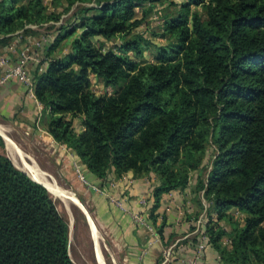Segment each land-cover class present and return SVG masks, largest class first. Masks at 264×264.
<instances>
[{
  "label": "trees",
  "instance_id": "obj_1",
  "mask_svg": "<svg viewBox=\"0 0 264 264\" xmlns=\"http://www.w3.org/2000/svg\"><path fill=\"white\" fill-rule=\"evenodd\" d=\"M166 1L0 0V43L50 24L33 77L53 139L103 181L154 175L157 204L210 167L194 188L208 203L207 247L223 264H264V0H182L155 45L136 31ZM93 80L113 92L99 95ZM0 150V264H74L54 198L14 166L1 136Z\"/></svg>",
  "mask_w": 264,
  "mask_h": 264
},
{
  "label": "crops",
  "instance_id": "obj_2",
  "mask_svg": "<svg viewBox=\"0 0 264 264\" xmlns=\"http://www.w3.org/2000/svg\"><path fill=\"white\" fill-rule=\"evenodd\" d=\"M22 39L27 37L20 35L6 46L0 43V59L16 64L20 56L16 49L24 46ZM37 68L31 63L29 73L34 76ZM3 74L0 69V77ZM0 128L59 187L74 195L78 203L71 204L86 219L96 264H100L101 257L104 264H184L195 254L208 222V203L200 193L203 201L196 202L192 186L163 194L157 204L155 185L146 178H135L133 173L120 179L111 173L107 181L97 178L73 151L53 139L48 130V113L18 80L0 85ZM77 169L88 184L81 181ZM231 213L243 218L237 210ZM203 214L206 218L198 228ZM212 221L217 222L214 215ZM219 224L229 231L223 222ZM203 264L223 263L218 252L208 246Z\"/></svg>",
  "mask_w": 264,
  "mask_h": 264
},
{
  "label": "rangeland",
  "instance_id": "obj_3",
  "mask_svg": "<svg viewBox=\"0 0 264 264\" xmlns=\"http://www.w3.org/2000/svg\"><path fill=\"white\" fill-rule=\"evenodd\" d=\"M47 3L49 5L50 2L48 1ZM182 3H184L182 0H168L162 4L156 5L154 9H151L148 11L146 23L143 26H141L136 32L139 34L145 35V37L150 39L151 42L154 43L155 45L166 44L167 42L165 40H163L162 38H160L161 35L164 34L163 33L164 20L167 17L171 18V17L177 16L180 12V5ZM51 11H53V9ZM192 11L200 13L202 15L203 19H206L205 10L203 7L192 8ZM57 12L58 13L62 12V8L57 9ZM141 12H142V10H137L138 17H141V15H142ZM68 17H69V15H65V16H63V19L66 20V19H68ZM51 24H53V23H51ZM60 24L61 23H59L57 25V27ZM49 25L50 24L44 25L42 28H39V27L34 28L35 31L38 32L37 36H33L31 38L27 37V38H29L28 40L22 39L24 41V42H22L23 43L22 45H24V46L29 45L31 47V52H32L33 57L35 59L40 60V61H43L44 55L46 53L45 48H44L45 44L42 42V40L46 39V41L48 43L50 41V36L54 32L53 29H49ZM37 43H40V44L37 45ZM106 45H107V47H106V50H107L109 48L121 45V40H118V39L113 40V41L108 42ZM16 51H18L20 53V49H16ZM130 55L133 56L132 53H130ZM144 58L146 60H149V61L152 60V52H150V51L145 52ZM37 64H39V63H37ZM92 85H93L92 86L93 90L96 93H98L99 95L100 94H111L113 92V90L111 88L106 89L101 83H99L96 80H93ZM13 145H14L16 151L18 152V155L26 162L25 164L26 165L28 164L27 166L36 167L37 169L40 168L36 164V162L34 160H32V158L30 156L26 155L15 143ZM5 154L9 157V159L16 166V160L9 153L7 147L5 150ZM0 155H2L1 150H0ZM213 156H214V153L209 152L208 158L205 162L206 168H207V166H210ZM32 164H33V166H32ZM34 164L36 166H34ZM40 171L47 178L50 177L49 174L46 172V170L40 168L39 172ZM209 171H210V167H208V169H203L201 171H196V172L191 173V175H192L191 185H192L193 189L195 188V186L197 184V177L199 175H204V178H206L207 172H209ZM146 179H148L151 184L154 183L153 185H155V187L159 184L154 175H151L150 177H146ZM49 180L51 182H53L54 184H56L53 179L49 178ZM58 186H59V184H58ZM64 190H66V189H64ZM67 192H69L71 195H73L70 191L67 190ZM200 194L203 196L204 193L202 192ZM201 195L194 194L196 202L201 203L203 201ZM62 196H63V199L67 197L64 194ZM55 202H56L59 213L69 222V225H70V235H71L70 257H71L72 261L74 262V264H96L94 261L93 249H92V244L90 242V233L88 231V227H87V225H85L84 223H81V222L76 224V215L78 213L80 214V211L73 204H71V202L67 198L65 199V201H60L59 198H56ZM201 218L205 219L206 216L203 214L200 217V219Z\"/></svg>",
  "mask_w": 264,
  "mask_h": 264
},
{
  "label": "built area",
  "instance_id": "obj_4",
  "mask_svg": "<svg viewBox=\"0 0 264 264\" xmlns=\"http://www.w3.org/2000/svg\"><path fill=\"white\" fill-rule=\"evenodd\" d=\"M36 28V27H32ZM42 42L45 44L47 41L46 39H43ZM40 43H37L39 45ZM27 45V44H26ZM31 63H35L36 65H39L41 62L38 59H35L31 52V47L23 46L20 49V56L19 60L16 64H12L9 59L1 58L0 59V69L4 71V74L2 77H0V85L6 84L7 82L11 80H18L20 83L25 85L27 88L28 94L36 99L35 93H34V87H35V80L34 77L29 73V66ZM39 63V64H37ZM40 72L44 71V66H40L39 69ZM77 173L79 175V178L81 181L85 184H88L86 178L84 175H82V172L80 169H77ZM119 204V203H117ZM137 222H142V219L140 217H135ZM204 218H201L198 221V228L202 227L204 223ZM207 250V236L204 234H200L199 242L195 251V254L187 259L184 264H203V260L205 258V253Z\"/></svg>",
  "mask_w": 264,
  "mask_h": 264
},
{
  "label": "bare ground",
  "instance_id": "obj_5",
  "mask_svg": "<svg viewBox=\"0 0 264 264\" xmlns=\"http://www.w3.org/2000/svg\"><path fill=\"white\" fill-rule=\"evenodd\" d=\"M0 133H2V135H4L3 133V130L0 128ZM5 139H6V142H7V149L9 151V153L12 155V157L15 158L16 160V166L20 169H22L23 171H25L32 179H34L35 181L37 182H40V183H43L44 185L47 186V188L49 189V191L51 192V196H55L56 198H59V199H63V194L66 195L67 199L71 202V203H78L77 200L73 197V195H71L69 192H67V190H64L62 189L61 187H59L58 185L54 184L53 182H51L49 180V178H47L46 176H44L41 171L39 172V169H37L36 167H30V166H27L25 163L24 160H20L18 158V152L16 151L15 147H14V143L12 142V140L8 137H6L4 135ZM33 160V159H32ZM24 161V162H23ZM33 166V164H32ZM34 166H36L34 164ZM53 196V198H55ZM69 197V198H68ZM64 198L62 201H65ZM73 206V205H72ZM94 231H96L94 229ZM73 233V232H72ZM96 234V233H95ZM96 237V236H95ZM96 239V238H95ZM100 239V238H99ZM102 253V252H101ZM100 264H104V261L101 257L100 261H99Z\"/></svg>",
  "mask_w": 264,
  "mask_h": 264
},
{
  "label": "water",
  "instance_id": "obj_6",
  "mask_svg": "<svg viewBox=\"0 0 264 264\" xmlns=\"http://www.w3.org/2000/svg\"><path fill=\"white\" fill-rule=\"evenodd\" d=\"M0 136L3 138V140L5 141V144H6V147H7V142H6V139H5V137L0 133ZM15 166V165H14ZM17 169H19L20 171H22V172H24L25 174H27L25 171H23L22 169H20V168H18L17 166H15ZM28 175V174H27ZM29 176V175H28ZM31 178V177H30ZM50 179H52L51 177H49ZM32 179V178H31ZM34 182H36V183H38V184H40V185H42L50 194H51V192L49 191V189L47 188V186L46 185H44L43 183H40V182H37V181H35L34 179H32ZM56 183V182H55ZM57 184V183H56ZM53 197V196H52ZM56 198H54V200H55ZM63 199H60V201H62ZM70 242H71V235H70Z\"/></svg>",
  "mask_w": 264,
  "mask_h": 264
}]
</instances>
